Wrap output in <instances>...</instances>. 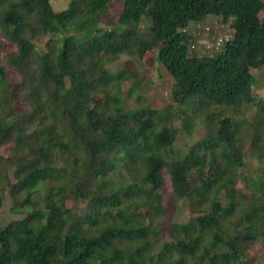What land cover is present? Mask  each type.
Here are the masks:
<instances>
[{
    "label": "trees",
    "instance_id": "trees-1",
    "mask_svg": "<svg viewBox=\"0 0 264 264\" xmlns=\"http://www.w3.org/2000/svg\"><path fill=\"white\" fill-rule=\"evenodd\" d=\"M120 3L114 17L111 0H69L61 11L50 0H0V146H11L0 176L11 198L8 211L16 215L0 220V264H146L157 243L144 242L152 229L129 205L135 210L139 201L157 203L162 212L157 192L167 174L173 196L202 215L171 225L170 241L152 255L153 263L202 264L225 246L240 264H250L241 258L246 243L264 240V204L256 195L242 202L234 195L245 159L238 135L264 153V102L251 95V71L264 66V23L258 16L264 3ZM207 17L229 24L232 38L221 51L199 56L186 29ZM143 18L150 21L145 35L139 31ZM53 33L62 38L38 50L35 41ZM155 48L174 83L170 103L154 108L141 97L130 108L121 90L129 70L109 67L123 55ZM6 67L17 72L16 85ZM97 95L103 103L93 101ZM186 110L202 119L205 135L176 159L174 121ZM221 113L230 116L216 118ZM209 164L218 176L188 191L191 172ZM40 193L42 201H34ZM2 203L0 196V208ZM239 224L246 227L237 230ZM138 241L129 256L127 246H118ZM221 255L209 264H218Z\"/></svg>",
    "mask_w": 264,
    "mask_h": 264
},
{
    "label": "rangeland",
    "instance_id": "rangeland-1",
    "mask_svg": "<svg viewBox=\"0 0 264 264\" xmlns=\"http://www.w3.org/2000/svg\"><path fill=\"white\" fill-rule=\"evenodd\" d=\"M122 0H111L110 14L114 17L120 11V2ZM264 3V0H260ZM69 0H50V4L54 11H61L67 8ZM259 19L264 23V7L260 10ZM150 29V21L148 19H142L140 23L139 31L141 35L148 34ZM186 32L192 36L194 39L195 50L191 49L192 52L195 51L199 56L210 55L207 46L215 45L217 35L221 34L223 36V42L220 44L221 51L223 43L232 38L233 31L229 27V24L223 23L217 17H207L203 23L190 25ZM61 35L57 33L49 35H41L36 41V47L38 50H48L56 42L61 39ZM52 40V41H51ZM218 51V52H219ZM158 48L154 51L148 53H133V56L128 57L123 55L119 58L117 62L111 65L113 71L129 70V77L127 81H124L121 90L123 91V97L127 101V105L130 108H134L137 98H145L148 103L154 108H160L166 106L170 103L169 96L171 89L173 87V80L167 73L165 68L158 61ZM252 90L251 95L254 99L264 102V66L257 70H252ZM6 77L12 85H16L20 79L17 72L11 68L6 67ZM65 88L69 87V80L64 78ZM133 93L128 96V92ZM103 98L97 95L93 98L94 102L103 103ZM250 114V113H249ZM248 114V115H249ZM229 114H219L216 118H226ZM251 118L255 116L250 115ZM192 126L190 130L186 129V125ZM174 127L177 130V137L174 143V150L176 159L183 157L190 147L196 143L197 140L203 138L205 135V125L202 123L200 117H196L193 112L186 110V113L182 112L180 118L174 121ZM238 145L241 147L243 152L244 166L240 170L241 178L236 183L235 195L237 201L242 202L243 200H249L253 195H256L264 204V153L258 151L255 143L250 139H246L242 134L238 135ZM11 146H0V165L2 162L11 154ZM217 169L214 165L209 164L205 166L202 170H194L188 176L186 189L188 191H197L201 187H206L211 180L218 176ZM122 173V171H120ZM123 174V173H122ZM167 174V173H165ZM125 175V173H124ZM4 173L0 176V196H3V203L0 208V220L3 222L10 221L15 218L16 215L9 213V207L11 205V198L7 191H3L5 180L3 178ZM126 176V175H125ZM146 186V185H145ZM222 194L225 192V187L221 184H216ZM6 190V189H4ZM158 199L162 207V212L157 209V203L142 204L140 201L137 204L139 206L133 210L132 206L129 205V209L134 212L138 217V220L143 223L144 226L151 228L152 230L148 232V235L144 239V242H149L151 244H156L153 247V252L150 256L146 258V264H154L152 255L156 250L160 249L161 245L165 242L170 241L169 233L170 227L174 224H184L190 220H195L202 214L185 204L181 197L173 196L171 191V184L168 178V174L164 177V183L161 189L158 190ZM42 193L34 198V201H42ZM24 200V195H19L18 202ZM220 203L223 205L225 203V198L221 196ZM130 204V203H129ZM142 204V205H140ZM128 207V206H127ZM204 209V207H201ZM239 213L232 215L229 218L230 224L238 220ZM261 227L264 226L260 223ZM246 227L245 224H239L236 228L237 230H243ZM233 229V228H231ZM230 229V230H231ZM232 231V230H231ZM141 243H124L120 242L118 244L119 248H124L127 246V255L136 247L137 244ZM144 244V243H143ZM244 259L242 260L250 262V264H264V240L257 239L246 243L244 246ZM222 254L223 257H216V262L218 264H224L221 260L225 256H230V264H240L233 254L228 253L225 246L218 247L215 251H211L208 259H206L202 264H209V260L215 257L216 254ZM233 256V257H232ZM123 261V264H126Z\"/></svg>",
    "mask_w": 264,
    "mask_h": 264
},
{
    "label": "built area",
    "instance_id": "built-area-1",
    "mask_svg": "<svg viewBox=\"0 0 264 264\" xmlns=\"http://www.w3.org/2000/svg\"><path fill=\"white\" fill-rule=\"evenodd\" d=\"M226 41H227V38H225ZM215 45H212V46H207V50L209 53H213V52H218L219 49H220V44L223 42V36L221 34H218L217 35V39L215 41Z\"/></svg>",
    "mask_w": 264,
    "mask_h": 264
}]
</instances>
